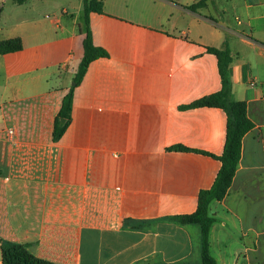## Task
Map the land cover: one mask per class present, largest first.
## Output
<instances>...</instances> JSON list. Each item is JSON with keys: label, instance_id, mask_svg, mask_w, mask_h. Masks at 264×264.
I'll return each mask as SVG.
<instances>
[{"label": "crops", "instance_id": "1", "mask_svg": "<svg viewBox=\"0 0 264 264\" xmlns=\"http://www.w3.org/2000/svg\"><path fill=\"white\" fill-rule=\"evenodd\" d=\"M197 2L103 0L89 22L107 57L75 87L59 140L83 0L0 4V44L22 46L0 52V242L54 264H201V226L172 218L195 213L222 168L228 115L192 105L222 90L209 49L228 48L231 98L254 128L209 206L210 250L217 264H264V0Z\"/></svg>", "mask_w": 264, "mask_h": 264}, {"label": "trees", "instance_id": "2", "mask_svg": "<svg viewBox=\"0 0 264 264\" xmlns=\"http://www.w3.org/2000/svg\"><path fill=\"white\" fill-rule=\"evenodd\" d=\"M17 5H23L29 0H13ZM84 15L86 21L84 40V58L79 67V71L74 79L75 85L66 95L63 106L55 122L54 138L59 140L68 129L73 110L74 89L83 80L89 65L102 57H107V53L95 46L92 38V30L90 27L89 16L92 12L103 13V0H83ZM206 0H198L196 4L191 6L193 11L203 8ZM16 44V45H14ZM14 45V47H10ZM22 46L20 42H2L0 44V52L19 50ZM209 51L217 55L219 59V70L222 78V90L216 94L207 96L196 103L193 107L209 106L219 107L225 110L228 115L227 124V140L223 155L220 157L222 168L217 176L213 187L204 191L199 196V204L195 213L185 216L173 217L172 220L181 224H199L202 229V261L201 264H217L216 259L210 250V230L214 223V218L209 215V206L211 202L223 200L229 192L233 179L236 175L239 162L242 155V146L244 137L254 128V123L248 117L247 103L232 101V85L230 80V65L232 62L231 53L228 48L219 50L210 48ZM181 149V148H179ZM3 251L4 264H54L44 260L37 259L29 253L24 247L9 242H0Z\"/></svg>", "mask_w": 264, "mask_h": 264}, {"label": "built area", "instance_id": "3", "mask_svg": "<svg viewBox=\"0 0 264 264\" xmlns=\"http://www.w3.org/2000/svg\"><path fill=\"white\" fill-rule=\"evenodd\" d=\"M2 2H4V0H0V4L2 3ZM13 131H11V135H13Z\"/></svg>", "mask_w": 264, "mask_h": 264}, {"label": "water", "instance_id": "4", "mask_svg": "<svg viewBox=\"0 0 264 264\" xmlns=\"http://www.w3.org/2000/svg\"><path fill=\"white\" fill-rule=\"evenodd\" d=\"M74 85H75V83H74Z\"/></svg>", "mask_w": 264, "mask_h": 264}]
</instances>
